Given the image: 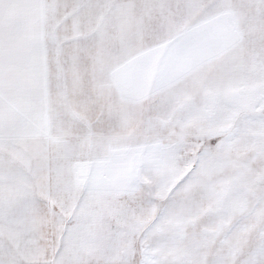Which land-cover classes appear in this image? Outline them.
Masks as SVG:
<instances>
[{"label":"snow or ice","instance_id":"1","mask_svg":"<svg viewBox=\"0 0 264 264\" xmlns=\"http://www.w3.org/2000/svg\"><path fill=\"white\" fill-rule=\"evenodd\" d=\"M0 264H264V0H0Z\"/></svg>","mask_w":264,"mask_h":264}]
</instances>
